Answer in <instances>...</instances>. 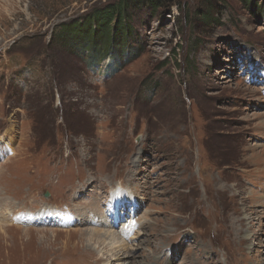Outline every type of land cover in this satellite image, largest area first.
<instances>
[{
  "label": "rangeland",
  "instance_id": "rangeland-1",
  "mask_svg": "<svg viewBox=\"0 0 264 264\" xmlns=\"http://www.w3.org/2000/svg\"><path fill=\"white\" fill-rule=\"evenodd\" d=\"M115 1L0 0L2 264H264V0Z\"/></svg>",
  "mask_w": 264,
  "mask_h": 264
},
{
  "label": "trees",
  "instance_id": "trees-1",
  "mask_svg": "<svg viewBox=\"0 0 264 264\" xmlns=\"http://www.w3.org/2000/svg\"><path fill=\"white\" fill-rule=\"evenodd\" d=\"M162 1L163 0H116L114 3L100 9L97 13H95V19L98 20L97 23L96 21L95 23H103L104 35L101 36V41L103 42L106 38L109 40V27L112 23H114V25L110 27V30L121 31L123 29H130L129 21L134 12V9L132 8L142 6L143 4H150L152 9L155 10L161 6ZM203 8L204 11L199 10V16L206 20L212 19V15L207 11L209 10L208 4H204Z\"/></svg>",
  "mask_w": 264,
  "mask_h": 264
},
{
  "label": "bare ground",
  "instance_id": "bare-ground-1",
  "mask_svg": "<svg viewBox=\"0 0 264 264\" xmlns=\"http://www.w3.org/2000/svg\"><path fill=\"white\" fill-rule=\"evenodd\" d=\"M114 192H115V194L116 193H119L118 192V190L117 189H115L114 190ZM112 199V198H111ZM118 199V198H117ZM122 200V199H121ZM112 203V202H111ZM117 203V202H116ZM39 209V208H38ZM48 209H50V208H48ZM111 210V209H110ZM5 211V210H4ZM41 211H43V210H41ZM46 211V210H45ZM44 211V212H45ZM50 212V211H49ZM9 213H10V211H9ZM78 214V213H77ZM80 214V213H79ZM118 214V213H117ZM117 214H115V213H113L112 214V216H115V217H118L117 216ZM13 215H16V214H13ZM39 215V213H37V217H39L38 216ZM42 215V214H41ZM91 215V214H90ZM48 216V215H47ZM36 217V218H37ZM93 217V216H92ZM47 218V217H46ZM50 218H51V216H50ZM33 219V218H32ZM57 219H59V218H57ZM94 219V218H93ZM37 220V219H36ZM47 220V219H46ZM56 220V219H55ZM40 221V220H39ZM53 221V220H52ZM70 221V220H69ZM110 221V220H109ZM116 221V220H115ZM107 222H108V220H107ZM110 222H112V221H110ZM94 223V222H93ZM56 224H57V222H56ZM104 225V224H103ZM113 225H114V222H113ZM111 227V226H110ZM120 227V226H119ZM18 230H20V229H18ZM90 231V230H89ZM122 232V231H121ZM1 233L3 234L2 236H1V238L3 237V240L5 241V239L7 240V238L4 236V233L1 231ZM84 233H87V232H81V235H80V238H83L84 237ZM110 233V232H109ZM115 233V232H114ZM119 233V232H118ZM117 234V233H116ZM118 235V234H117ZM116 235V236H117ZM126 235V234H125ZM131 235V234H130ZM86 236V235H85ZM89 236L92 238V237H99L100 236V234L98 233V232H96V231H94L93 229H92V231H90L89 232ZM247 236V235H246ZM108 237H109V235H108ZM107 237V238H108ZM118 237V236H117ZM121 238V237H120ZM102 239V238H101ZM117 240V239H116ZM125 240V239H124ZM95 241V240H94ZM104 241V240H103ZM89 242H91V241H89ZM120 242V241H119ZM116 244H117V242H116ZM123 244H124V242H123ZM112 245V244H111ZM120 245V244H119ZM8 247H10V245H6V246H2V247H0L2 250H4V249H6V252L8 251ZM14 247H16V245H14ZM119 247V246H118ZM121 247V246H120ZM11 248V247H10ZM116 248H117V246H116ZM122 249V248H121ZM126 251V250H125ZM87 252V251H86ZM120 252V251H119ZM129 252H131V251H129ZM126 253V252H125ZM131 253H128V256L129 257H132L133 255L131 254ZM115 256V255H114ZM122 257V256H121ZM7 258L9 259V255L7 256ZM1 260H2V253L0 252V264H2V262H1ZM100 260V259H99ZM117 260V259H116ZM14 262H16V260L14 261ZM91 262H93L94 264H97L99 261H98V257L96 258H94V259H91ZM11 263H12V261H11Z\"/></svg>",
  "mask_w": 264,
  "mask_h": 264
},
{
  "label": "water",
  "instance_id": "water-1",
  "mask_svg": "<svg viewBox=\"0 0 264 264\" xmlns=\"http://www.w3.org/2000/svg\"><path fill=\"white\" fill-rule=\"evenodd\" d=\"M48 193H45V197H47Z\"/></svg>",
  "mask_w": 264,
  "mask_h": 264
}]
</instances>
